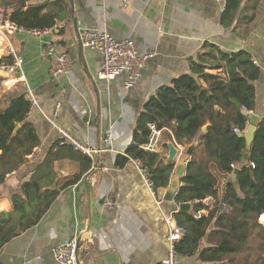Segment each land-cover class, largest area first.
Masks as SVG:
<instances>
[{
    "label": "crops",
    "instance_id": "obj_1",
    "mask_svg": "<svg viewBox=\"0 0 264 264\" xmlns=\"http://www.w3.org/2000/svg\"><path fill=\"white\" fill-rule=\"evenodd\" d=\"M47 2L58 0H27L23 5L27 8ZM61 8L57 25L47 34L38 36L18 30L12 35L20 43L19 54L24 58L22 70L9 73L0 68V112L31 89L39 105L33 111L28 110L26 120L15 122V128L20 125L15 135L21 132L18 137L22 141L25 137L23 127L28 125L24 123L29 122L41 141L25 156L23 163L17 154L21 148L17 141L6 157H1L3 149H0V170L7 172L0 183V212L13 210L12 195L21 191V185L30 180L47 151L58 142V130L48 117L84 143L103 151L95 155L94 161L91 159L93 165L86 176L60 190L37 225L0 248V264H57L53 249L65 238L77 233L81 236L90 225L88 182L95 203L89 235L82 239L79 247L80 264H159L168 253L170 226L181 230L182 236L184 234L173 213L176 209L179 211V204L164 201L158 205L141 179L134 160L130 159L119 168L116 159L132 144L135 125L146 101L176 78L192 74V61H198L199 54L208 49L206 43L215 44L225 52L244 49L252 54L254 63L256 61L262 70L253 82L256 109L251 112L264 118V0H243L230 24L223 22L226 0L224 7L218 0H75L80 33L87 29L108 31L118 39H133L141 54L154 52L144 77L135 86L125 88L124 77L120 76L109 84V92L106 82L96 77L102 64L101 52L83 45L80 53L69 0H61L52 11ZM0 15H8L11 19L8 8L0 6ZM47 40L54 43L58 52H66L71 57V72L62 77L59 84L51 78L57 62L48 55ZM6 46L0 48V62L11 63L12 55L7 53ZM15 128L10 140L15 136L11 138ZM109 130L113 132L114 142L107 148L104 137ZM200 144L201 139L190 159ZM178 146L180 150L187 147ZM157 150L168 154V149L159 147ZM54 169L58 173L59 186L54 184L52 188L57 189L65 179L79 173L80 162L62 158L55 161ZM210 169L218 178V184L217 194L209 197L223 200L229 174L219 171L215 163L210 164ZM167 188L156 189L158 196H164ZM106 199L111 201L108 208L102 207ZM203 214L209 215L210 211ZM207 239L208 235L202 245H207ZM178 258L180 264L200 263L198 254L178 255Z\"/></svg>",
    "mask_w": 264,
    "mask_h": 264
},
{
    "label": "trees",
    "instance_id": "obj_2",
    "mask_svg": "<svg viewBox=\"0 0 264 264\" xmlns=\"http://www.w3.org/2000/svg\"><path fill=\"white\" fill-rule=\"evenodd\" d=\"M27 0H2L0 6L10 9L11 19L26 28H53L60 19V11L53 10L56 3L23 5ZM243 0H226L223 22L230 24ZM199 54L198 61H192V74H184L171 85L163 86L150 97L137 119L133 142L125 154H119L116 166L124 167L130 159L141 161L150 169L155 189L167 188L175 168L163 151L144 149L150 140V124L162 129L159 147L168 149V141L186 146L201 133V144L187 166L182 186L178 190L175 203L192 201V212L173 211L174 217L184 234L176 242L178 255L198 254L199 264H264V226L258 217L264 213V118L257 123L250 161L238 174L237 183L228 182L223 201L230 208L225 213L221 201L215 198L209 215L195 217V213L207 207L203 199L217 194L218 178L210 169L215 163L224 174H230L244 154L246 139L243 133L250 123L251 111L256 109V89L254 80L261 74V66L254 63L247 50L225 52L212 43ZM219 69V72L210 70ZM225 73V75L222 74ZM30 107L25 95L12 101L0 112L1 157H6L20 144V162L41 144L35 128L25 122V137L21 141L18 132L12 140L10 133L15 122L26 120ZM245 109V111H243ZM206 124L208 129L202 133ZM235 128L239 130L236 131ZM5 130V132H4ZM26 140V145L23 142ZM62 158L80 162V171L65 179L59 186L58 173L54 163ZM255 166L252 167L251 164ZM93 161L87 155L68 145L53 144L45 154L42 163L30 180L21 185V191L12 195L13 210L0 212V248L23 231L37 225L48 211L61 189L79 182L88 174ZM4 166H7L4 165ZM6 170H0V183L5 180ZM211 231L208 233V229ZM256 232L258 243L250 245ZM208 235L207 245H202ZM228 259V261L226 260ZM180 261V259L178 258Z\"/></svg>",
    "mask_w": 264,
    "mask_h": 264
},
{
    "label": "built area",
    "instance_id": "obj_3",
    "mask_svg": "<svg viewBox=\"0 0 264 264\" xmlns=\"http://www.w3.org/2000/svg\"><path fill=\"white\" fill-rule=\"evenodd\" d=\"M218 2L223 7L225 6V0H218ZM18 30L28 31L33 35L39 36L47 34L50 31V28L24 29L23 27L15 24L8 15H0V48H2L4 45H7V53L12 55L13 59L11 63L0 62V68L9 73H15L18 70H22L24 66L23 56L17 53L16 49L10 42V37ZM81 37L84 46L97 49L102 54V64L96 77L98 81L106 82L107 92L110 91L109 84L120 76L124 77L123 82L125 88L129 89L135 86L144 77V70L147 66L148 60L154 56V52H148L144 54L139 53L136 43L133 39H118L111 35V33L108 31L87 29L81 33ZM46 46L48 55L57 62V68L52 71L51 78L59 84L62 81V77H66L71 72V57L66 52H58L56 46L50 40L46 41ZM255 63L257 62L255 61ZM25 98L30 103L29 111H33L38 107V99L34 96L31 89L26 91ZM48 119L58 130V143L60 145L71 146L75 150L81 151L90 157L93 161L95 160V155L103 151L102 148L96 149L84 143L66 127L57 124L51 117H48ZM150 128L152 130L150 140L143 144L142 147L147 150L156 151L159 149L162 129L157 128L155 124H150ZM111 130H109L104 137L107 148L111 147L114 142L113 132ZM235 130L238 131L239 129L235 128ZM134 162L138 167L139 174L146 188L154 197L156 203L161 205L164 202V196H158L154 187V182L151 178L150 169L141 161L134 160ZM231 166L233 168L236 167L234 163H232ZM251 166L254 167L255 165L252 163ZM215 200L216 199L209 196L203 199L202 202L205 203L207 207L197 211L195 213V217L199 218L202 216L204 211H210V209L214 206ZM220 204L225 213H230V208L226 202L222 200ZM110 205V199L102 201V207L108 208ZM258 219V221L264 225V213H262ZM167 221L169 220L167 219ZM79 237L80 235L77 233L69 238H65L53 249V256L57 264H80L78 248ZM181 237V230L172 228L170 226L168 234V253L159 264H180L178 260L176 242L181 239Z\"/></svg>",
    "mask_w": 264,
    "mask_h": 264
},
{
    "label": "water",
    "instance_id": "obj_4",
    "mask_svg": "<svg viewBox=\"0 0 264 264\" xmlns=\"http://www.w3.org/2000/svg\"><path fill=\"white\" fill-rule=\"evenodd\" d=\"M71 4V13L74 16V29H75V34L78 40V45L80 49V53H82L83 50V41L81 37V33L78 27V17L75 15V0H69ZM62 15V14H61ZM64 17V14L61 16ZM10 40L14 46V48L17 50L18 53L21 52L20 49V43L18 39L15 36H11ZM82 58V55H81ZM83 65L86 67V63L84 60H82ZM92 81L94 82L95 86H97L96 81L94 80L93 77H91ZM98 95L100 96L99 89L97 90ZM245 111V109H243ZM246 112V111H245ZM260 120V116L252 113L250 116V123L247 126L246 130L243 133H240V135H243L244 138L246 139V147L244 154L241 158V161L238 163V165L235 167V169L228 175L227 181L228 182H233L237 183V177L239 172L243 167L248 165L250 161V150L252 148L253 140H254V134L257 128V123ZM209 124H206L202 127V131L205 132L207 131ZM20 125H17L15 128L13 134L11 135V138L15 135L16 131ZM200 141V134H197L193 141L187 145V147L184 149V151L180 150V146L176 142L173 141H168V156L167 160L169 162H175V168L173 171V174L170 179L169 186L164 194V201L166 202H172L175 201L176 194L178 190L182 186V180L184 179L187 171V166L189 161L191 160L190 157H192L196 147L198 146ZM87 189L89 193V218H90V225L85 233H83L78 240V248L81 246V241L84 237H87L89 235V231L91 229L92 223H93V213H94V193L93 189L91 188L90 182L87 183ZM193 202L192 201H187V202H182L179 204V210L181 211H188L192 212L193 211Z\"/></svg>",
    "mask_w": 264,
    "mask_h": 264
},
{
    "label": "rangeland",
    "instance_id": "obj_5",
    "mask_svg": "<svg viewBox=\"0 0 264 264\" xmlns=\"http://www.w3.org/2000/svg\"><path fill=\"white\" fill-rule=\"evenodd\" d=\"M1 13H2V12H1ZM185 147H186V146H185ZM181 151H184V150L181 149ZM167 156H168V154H167ZM256 232H257V230L255 231V233L253 234V236H252V238H251V243H250V245L252 244V245L256 246L257 243H258V239H257V237H256Z\"/></svg>",
    "mask_w": 264,
    "mask_h": 264
},
{
    "label": "clouds",
    "instance_id": "obj_6",
    "mask_svg": "<svg viewBox=\"0 0 264 264\" xmlns=\"http://www.w3.org/2000/svg\"><path fill=\"white\" fill-rule=\"evenodd\" d=\"M237 166V165H236ZM259 218V217H258Z\"/></svg>",
    "mask_w": 264,
    "mask_h": 264
}]
</instances>
